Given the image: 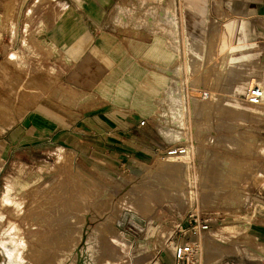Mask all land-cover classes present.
Returning <instances> with one entry per match:
<instances>
[{"label":"rangeland","instance_id":"374dc122","mask_svg":"<svg viewBox=\"0 0 264 264\" xmlns=\"http://www.w3.org/2000/svg\"><path fill=\"white\" fill-rule=\"evenodd\" d=\"M218 5L0 0L1 142L23 125L35 132L38 103L40 111L79 107V95L65 87L71 63L61 47L68 29L86 21L97 34L108 29L141 44L171 38L181 49L172 86L180 101L165 92L151 120L158 150H94L80 138L67 146L49 138L53 119L45 118L38 126L44 140L29 144L32 153L4 166L0 154V264H173L175 243L186 241L177 225L191 213L213 218L191 264H263L264 248L253 251L263 242L250 227L264 209V99L249 103L245 91L251 83L264 87V57L233 40L221 48L227 15ZM164 127L184 136L172 141ZM187 146L188 158L171 169L169 157L177 154L169 150Z\"/></svg>","mask_w":264,"mask_h":264},{"label":"crops","instance_id":"0c3cea01","mask_svg":"<svg viewBox=\"0 0 264 264\" xmlns=\"http://www.w3.org/2000/svg\"><path fill=\"white\" fill-rule=\"evenodd\" d=\"M215 1L220 4L218 10L227 15L224 21L227 32L221 38L227 34L236 47L258 48L263 61L264 0ZM70 17L71 21H77L76 16ZM84 22V28H70L62 34L61 47L71 63L65 87L68 93L79 95V107L71 110L48 107L47 111L44 108L40 111L38 102L43 99L37 100L35 132L30 131V125H23L0 141L3 166L13 156L32 153L30 143L35 141L37 145V141L44 140L38 126L45 118L53 119L54 129L49 138L67 146L75 147L80 138L94 150L101 147L113 152H137L143 146L154 151L160 148L161 142L155 136L151 120L157 111V101L177 78L174 73L181 59L179 41L156 37L141 44L134 35L108 29H101L97 34ZM46 101L54 104L50 99ZM77 119L82 120L81 126L71 123ZM143 133L150 135L149 141L141 137ZM21 134L25 138H20ZM260 214L257 221L251 223L250 231L264 244V209Z\"/></svg>","mask_w":264,"mask_h":264},{"label":"built area","instance_id":"2783aa9c","mask_svg":"<svg viewBox=\"0 0 264 264\" xmlns=\"http://www.w3.org/2000/svg\"><path fill=\"white\" fill-rule=\"evenodd\" d=\"M208 93L204 94V98ZM246 100L252 104H259L264 99V88L256 84L250 86L245 94ZM142 121L141 124H144ZM179 148L169 150L170 154H175ZM213 218L211 216L200 215L198 213L189 214L185 222L177 225V233L186 241L176 242L173 248L174 264H191L198 258L201 243L200 238L211 229Z\"/></svg>","mask_w":264,"mask_h":264},{"label":"bare ground","instance_id":"6f19581e","mask_svg":"<svg viewBox=\"0 0 264 264\" xmlns=\"http://www.w3.org/2000/svg\"><path fill=\"white\" fill-rule=\"evenodd\" d=\"M162 19V18H161ZM228 38H227V36H226V34H224V36H223V40H222V42H221V48H226V47H228V45H229V43H228V40H227ZM179 72V69L177 68L176 69V73H178ZM253 85H256V83H251L249 86H253ZM177 88H179L178 86H176ZM261 87H263V86H261ZM264 88V87H263ZM241 91H244L243 89H240ZM248 90V89H247ZM247 90L245 91V94L247 93ZM177 92V93H176ZM179 92L180 91H178V89H176L175 87H172V88H168L167 90H166V94H168V98H170V97H173L174 98V100L175 101H177V102H179L180 101V97H179ZM178 110H180V108L179 107H177L176 108V112H178ZM176 120H179L178 119V117H176ZM179 122H180V120H179ZM162 133L164 134V136H166V138H169L170 140H172V141H174V140H178L179 138H181V137H183L184 135V133L182 132V131H179V130H177V129H175V128H173V127H164L163 128V130H162ZM227 142V141H226ZM229 143V142H228ZM175 148H179L180 150L178 151V152H180L179 154H178V152L177 153H175V154H177V155H173V156H170L169 157V159H170V162L168 163L169 165V167L171 168V169H175L177 166H179L182 162H183V159L184 160H186L187 158H188V156H189V151H190V147L189 146H187L186 148H184V147H175ZM228 164V165H227ZM231 164H233V162L232 163H230V162H228V161H225L224 162V167H227V168H229V169H231V171H233V169H234V166H232ZM231 166V167H230ZM237 170V169H236ZM226 181V180H225ZM212 186V185H211ZM229 188V187H228ZM216 189V188H215ZM222 190H219V189H217V192H221V191H223L224 189L223 188H221ZM4 201L5 202H8L9 201V199H8V197H5V199H4ZM132 217V220H131V222H134V219H135V216H134V214L131 216ZM254 235V234H253ZM255 236V235H254ZM258 250H253V251H259V252H263V248H264V244L263 243H259L258 242ZM89 247H91V246H89ZM86 251H87V249H86ZM89 252H90V250H88ZM13 253V252H12ZM14 254V253H13Z\"/></svg>","mask_w":264,"mask_h":264}]
</instances>
